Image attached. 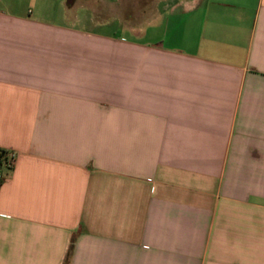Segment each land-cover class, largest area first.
Here are the masks:
<instances>
[{
	"label": "crops",
	"instance_id": "1",
	"mask_svg": "<svg viewBox=\"0 0 264 264\" xmlns=\"http://www.w3.org/2000/svg\"><path fill=\"white\" fill-rule=\"evenodd\" d=\"M22 2L0 0V264H264V0L113 33Z\"/></svg>",
	"mask_w": 264,
	"mask_h": 264
},
{
	"label": "rangeland",
	"instance_id": "2",
	"mask_svg": "<svg viewBox=\"0 0 264 264\" xmlns=\"http://www.w3.org/2000/svg\"><path fill=\"white\" fill-rule=\"evenodd\" d=\"M35 13L50 20L63 22L81 21L88 29L100 28L110 33L116 26H141L157 15L166 5L190 0H21ZM105 24H113L106 27ZM118 28V27H117ZM118 36H131L126 30L115 32ZM132 37V36H131Z\"/></svg>",
	"mask_w": 264,
	"mask_h": 264
},
{
	"label": "built area",
	"instance_id": "3",
	"mask_svg": "<svg viewBox=\"0 0 264 264\" xmlns=\"http://www.w3.org/2000/svg\"><path fill=\"white\" fill-rule=\"evenodd\" d=\"M15 161V152L8 150H0V182L6 177L7 171L13 168Z\"/></svg>",
	"mask_w": 264,
	"mask_h": 264
}]
</instances>
